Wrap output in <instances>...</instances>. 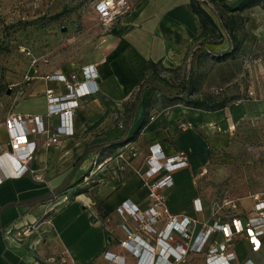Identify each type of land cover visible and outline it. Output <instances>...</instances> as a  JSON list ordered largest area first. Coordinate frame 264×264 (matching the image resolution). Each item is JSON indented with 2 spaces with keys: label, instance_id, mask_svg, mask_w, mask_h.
<instances>
[{
  "label": "crops",
  "instance_id": "0c3cea01",
  "mask_svg": "<svg viewBox=\"0 0 264 264\" xmlns=\"http://www.w3.org/2000/svg\"><path fill=\"white\" fill-rule=\"evenodd\" d=\"M199 35V20L191 11L189 0H150L139 14L126 15L111 25L97 47L81 60L72 61L70 66L61 69L40 66L25 75L29 80L24 81V94L16 113L45 116L46 90H53L56 96L66 94L60 82L48 79L53 74L76 75L78 81L92 80L98 92L79 101L74 113L75 136L63 140L60 147H38L27 167L14 165L3 155L8 150L3 122L0 129L3 170L0 169V264H116L104 258L106 253L124 258L125 264H137V259L121 247L127 237L125 229L159 252V239L165 240L162 233L167 222L164 219L152 226L157 234L150 235L137 230L140 227L130 217L117 213V208L125 202L140 211L150 207L143 174L147 170L145 159L153 145H159L168 158L184 153L189 163L187 168L172 173L171 187L160 190L170 215L195 221L187 229L189 239L171 234L173 240H167L171 247L197 242L214 224H227L234 218L244 222L253 216L254 198L264 199V193L248 194L230 202L223 210L219 206L210 208L196 186L210 149L200 128L214 135L216 127H209L217 123L219 134L223 136L234 128L236 119L226 120L224 111L201 115L181 106H174L163 117L147 122L133 140L115 145L114 152L122 155L126 162L119 157L106 159L104 169L92 172L96 179L93 185L86 183L87 187L79 189L69 202H61V196H67L75 184L77 170L71 171L72 160L76 157V163L86 147L115 141L122 126L110 130V120L115 113L122 114V104L148 79L149 64L164 69L183 65ZM144 108L141 98L127 137L136 132ZM45 119L51 127L58 124L57 117ZM186 119H191L192 127L179 130V124ZM95 133L97 139L89 143L87 139ZM131 150L136 152L135 157L128 155ZM61 189V193H56ZM195 200L200 201L202 211H195ZM26 229L29 233L24 236ZM223 244L224 235L216 230L201 252H188L180 261L170 257L169 263L205 264L209 253ZM225 253L234 254L231 264H264V246L253 251L244 234L235 235L225 245Z\"/></svg>",
  "mask_w": 264,
  "mask_h": 264
},
{
  "label": "rangeland",
  "instance_id": "374dc122",
  "mask_svg": "<svg viewBox=\"0 0 264 264\" xmlns=\"http://www.w3.org/2000/svg\"><path fill=\"white\" fill-rule=\"evenodd\" d=\"M99 1L0 0V129L9 113L18 111L16 106L22 101V88L26 84L23 78L31 69H40V66L61 69L97 47L100 38L114 24L100 20L96 12ZM114 1L125 5L121 18L139 14L150 2ZM237 2L227 0L229 5ZM254 8L243 13L246 33L236 54L222 56L228 49L226 38L220 39L209 32L195 41L183 65L173 69L160 65L150 68L146 80L150 85L142 89L147 122L163 117L174 106L201 115L224 111L226 120L236 119L234 128L223 136L217 123L209 127H216L214 135L200 128L210 149L196 186L210 208L219 206L224 210L230 202L248 194L264 193V9ZM199 44L202 48L191 61L192 50ZM138 90L122 104V114H114L110 130L125 125L123 118L129 114ZM162 90L173 96H164ZM191 101L204 104L207 110L192 108ZM191 127V119H186L178 129ZM97 137L95 133L87 140L90 143ZM115 149L111 145L90 155L77 170L69 194L63 193L68 197L67 202L79 189H85L86 183L93 185L96 179L92 172L104 169L106 159L119 157ZM75 160L76 157L71 166ZM76 185L79 186L75 188Z\"/></svg>",
  "mask_w": 264,
  "mask_h": 264
},
{
  "label": "built area",
  "instance_id": "2783aa9c",
  "mask_svg": "<svg viewBox=\"0 0 264 264\" xmlns=\"http://www.w3.org/2000/svg\"><path fill=\"white\" fill-rule=\"evenodd\" d=\"M124 6V3H117L114 0H100L96 5V12L102 23L111 25L124 15ZM48 79L60 82L65 87L66 94L56 96L53 90H46L47 113L45 116L13 111L5 119L8 150L3 155L8 157L12 164L19 167H27L38 147H60L63 140L74 137V113L79 107V101L98 92L94 81H78L76 75L66 77L63 74H53ZM24 80L28 81L29 78L25 76ZM48 117H57L58 124L54 127L49 126L45 119ZM128 155L135 157L136 152L131 150ZM119 158L126 162L122 155H119ZM145 164L147 170L143 174V181L148 189L150 207L140 211L137 207L125 202L117 208V213L127 215L138 224L140 228L137 230H144L150 235L157 234L152 226L158 221L164 219L167 223L162 233L165 240L162 241L160 238L157 245L160 247L159 252L156 251L155 246L138 240L125 229L127 237L124 242H121V247L137 259V264H157L158 262H160L159 264H170V257L174 258V261H180L188 252L199 253L208 243L210 235L216 230L223 233L224 244L209 253L205 264H231L235 257L232 253H225V245L231 242L235 235L244 234L251 243L253 251H259L264 246V199L255 197L253 216L248 217L244 222L234 218L227 224H214L201 235L197 242L191 245L187 244L185 247H171L167 243V240H173L171 234L177 233L184 239H189L190 235L187 229L195 221L187 217L178 219L170 215L160 190L173 185L172 173L187 168L189 166L188 158L184 153L168 158L161 151L159 145H153L149 148V156L145 159ZM0 169L2 170L1 166ZM161 175L160 180L154 181ZM61 199L62 203L68 201L67 196H61ZM232 207L235 208V205ZM194 208L196 212L202 211L200 201H194ZM26 230L23 232L24 236L29 233V229ZM104 258L116 264H125L124 258L116 257L111 253H106Z\"/></svg>",
  "mask_w": 264,
  "mask_h": 264
},
{
  "label": "trees",
  "instance_id": "16d2710c",
  "mask_svg": "<svg viewBox=\"0 0 264 264\" xmlns=\"http://www.w3.org/2000/svg\"><path fill=\"white\" fill-rule=\"evenodd\" d=\"M214 2H217V5H213ZM189 3H190L191 11L197 16L199 20L200 35L198 39L204 38L206 34L209 32L217 34V37L220 39H223L224 37L226 38L228 43V49L224 51L222 56H228V55L232 56L236 54L243 45V38H244V34L246 33L245 31L246 20L243 16V13L257 6H260L264 9V0H238V2L235 5L227 4V0H211V1L189 0ZM201 48H202V44H199L197 47H195L192 50L191 59H190L191 61H193L196 58ZM156 65L157 64H152V63L149 64L151 69L154 68ZM148 84L149 83H147L146 80L140 84L139 90L135 95V99L131 104L129 114L124 118L125 125L120 129H118V132L114 137L115 141H112L108 144L100 143L86 147L83 154L77 159L76 163L73 165L71 171L75 172L76 170H78V168L81 166V164L89 154L96 153L98 150H100L101 148H105L108 145L115 146L118 144H122L125 141L133 140L135 138V136L139 133V130H141L147 123L145 118L146 113H144L143 119L138 125L136 132L132 134V136L130 137H127V135L131 127V124L133 122V119L135 117L138 103L142 97V89ZM162 93L166 97L173 96V94L165 90H162ZM182 100L188 101L190 103V100L187 99H182ZM191 103L193 104L191 107L194 109L207 110V107L202 103L193 102V101H191ZM62 189L56 191V193L58 194L61 193Z\"/></svg>",
  "mask_w": 264,
  "mask_h": 264
}]
</instances>
